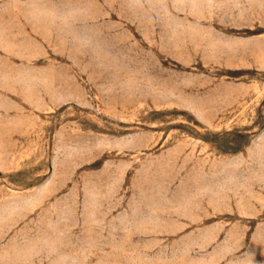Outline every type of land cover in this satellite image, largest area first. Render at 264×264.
<instances>
[{"label": "rangeland", "instance_id": "374dc122", "mask_svg": "<svg viewBox=\"0 0 264 264\" xmlns=\"http://www.w3.org/2000/svg\"><path fill=\"white\" fill-rule=\"evenodd\" d=\"M0 264H264V0H0Z\"/></svg>", "mask_w": 264, "mask_h": 264}]
</instances>
